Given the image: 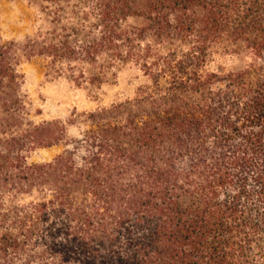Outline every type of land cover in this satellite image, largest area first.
Listing matches in <instances>:
<instances>
[{"label": "trees", "instance_id": "16d2710c", "mask_svg": "<svg viewBox=\"0 0 264 264\" xmlns=\"http://www.w3.org/2000/svg\"><path fill=\"white\" fill-rule=\"evenodd\" d=\"M27 1L43 26L0 39V264H264V0ZM35 57L81 87L146 81L35 125L18 72Z\"/></svg>", "mask_w": 264, "mask_h": 264}, {"label": "rangeland", "instance_id": "374dc122", "mask_svg": "<svg viewBox=\"0 0 264 264\" xmlns=\"http://www.w3.org/2000/svg\"><path fill=\"white\" fill-rule=\"evenodd\" d=\"M43 26L39 9L27 0H0V39L3 43H23L34 37ZM238 58L231 55H216L212 69L226 70L241 66ZM19 94L25 103L22 117L35 125L44 122H66L74 113L92 111L99 106H108L135 96L137 89L145 83L142 72L135 66L121 68L110 82L102 87L78 86L68 75L56 73L48 60L35 57L20 58ZM23 122L26 125L27 122ZM26 129V126L23 127ZM19 131V129H10ZM69 134L76 137L79 127L71 126ZM64 151V145L37 148L28 155L29 163L52 161Z\"/></svg>", "mask_w": 264, "mask_h": 264}]
</instances>
